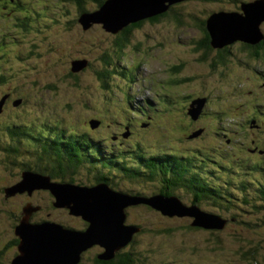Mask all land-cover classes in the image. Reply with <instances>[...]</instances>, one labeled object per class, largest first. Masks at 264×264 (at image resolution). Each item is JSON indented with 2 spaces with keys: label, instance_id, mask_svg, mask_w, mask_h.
<instances>
[{
  "label": "rangeland",
  "instance_id": "1",
  "mask_svg": "<svg viewBox=\"0 0 264 264\" xmlns=\"http://www.w3.org/2000/svg\"><path fill=\"white\" fill-rule=\"evenodd\" d=\"M23 1L30 7L25 14L20 13L19 9H13L7 14V10L3 8L5 4L0 3V39L7 37L6 45L0 51V75L7 77L4 83H0V99L5 94L11 98L0 114V248L6 246L8 240L13 237L15 226L21 223L24 216L22 209L28 203L40 207L33 211L30 218L32 223L45 220L65 222V228L78 231L87 230L89 225L81 215L71 214L70 209L54 207L52 204L55 197L49 189H35L36 191L33 190L30 195L25 191L7 196L6 188H11L23 180L20 163L36 160L34 151H30L28 155L18 156L14 160L16 164L12 162L10 165L7 164L6 159L9 156L3 146L15 142L8 134V125L22 124L31 127L34 125L40 129L62 124L68 131L86 130L95 137L106 139L107 143L114 147L126 149L129 144L126 141L128 138L121 139L123 142L119 143L120 137L113 140L111 135L115 132L120 134L126 132L124 126L130 123L128 118H131L130 130H133L131 142L141 143L144 151L154 153L174 150L187 155L200 153L209 160H216L217 166L220 167L222 160L218 156L220 153L232 151L234 157L243 159L248 155L245 148L250 146L248 144L251 140L264 146V132L257 131L246 123L247 115L252 114L257 106L264 112L263 59L248 57L246 52L241 50L244 42L237 41L228 46L233 55L229 57L227 65L217 64L213 67L209 62H201L196 51V43L201 41L204 32L200 27H196L194 21L195 18L198 19L199 24L201 19L207 18L208 22L214 12L221 10L242 12L243 1L255 3L257 0H185L175 6L182 10L177 13L181 18L179 23L166 17L159 22L144 20L141 27L133 28L131 41L123 48L122 56L116 58L118 63L116 68L111 70V75L106 77L107 81L100 78L99 72L107 60L106 53L114 46L112 43L119 39V32L117 34L107 31L102 24H95L89 29L83 28L78 21L80 13L75 7L77 5L74 0ZM120 1L118 0L116 4H120ZM87 5L89 8L98 6L92 3ZM32 9L38 14H34ZM26 17H29L30 28L19 24ZM250 24L248 22L246 28H250ZM227 25L228 22L224 26ZM260 28L263 33L264 22L260 24ZM15 56H20V59L16 60ZM183 60L186 61V68L176 73L181 78L184 76L190 79L187 82L185 80L178 82L175 81L171 65ZM80 61H87L89 65L75 70L74 62ZM166 92L175 93V106L171 109L168 104H164L165 109L160 107L159 112L162 115L152 114L151 125L142 127L139 125L142 117L126 111V108H130L129 103L138 105L146 98L162 102L166 99L164 96ZM186 93L208 97L206 112L198 120H193L188 114L189 102L183 98ZM19 98L22 99V104L15 106L14 100ZM221 112L224 113V117L217 118L216 113ZM91 119H99L102 124L91 128L89 123ZM262 120L264 121V115H260L259 121ZM198 128H204L203 133L196 138H189V135ZM228 128L232 133L226 130ZM224 132H227V135ZM228 138L232 143H226ZM233 145L238 149L234 150ZM208 147L215 148V151L211 152ZM195 149H198V152L194 151ZM263 158L264 154L257 155V159L264 163ZM232 163L233 168L228 174L218 170L215 172L212 179L215 185H221L223 189L236 188L238 190L236 195H240L239 200L244 192L253 198L257 195V187L260 191L263 190L256 183L264 180V170L255 171L248 163L241 165L236 161ZM85 170L77 174L83 182L90 178L88 175L94 177L92 172ZM117 179L123 182L118 185L113 181L115 185L110 184L113 188L132 194L139 192L146 197L155 195L160 183L141 180L131 183L120 177ZM50 180L62 183L57 181L58 179ZM241 181H247L245 186L239 185ZM36 183L40 184L37 181ZM179 197L187 204H191L193 198L192 194L187 192ZM166 206L177 207L168 203ZM201 207L214 211L212 206H208V209L206 205ZM51 208L53 210H50ZM250 213L252 212L248 215H253ZM125 214L124 225L129 224L130 229H135L138 235L129 245L128 242L123 245L122 247H125L123 249L130 248L140 252L153 250L150 257L158 256L160 251L158 246L165 241H174L177 246H181L182 242L188 244L197 242V246L201 247L202 243L199 244L197 238L212 236L218 232L217 227L205 226L195 230L181 229V226H189L192 218L165 217L160 210L153 209L146 203L127 206ZM257 218L264 219V211H261ZM166 224L170 226L165 227L172 230L171 235H164L167 240L164 237L155 238V231L147 234L149 225L160 227ZM231 228L232 224L224 231V238L229 237L231 232H237L238 228ZM45 231L48 232L46 229ZM122 232L121 228L116 231L118 236ZM67 235L68 242L72 244L74 250L82 239L79 235L69 233ZM91 238L102 241L96 234ZM256 241L264 243V236ZM256 241L246 243H249L248 247L256 245L254 248L257 249L259 246ZM234 245L238 249L240 242ZM236 248H232L234 254L226 257H234L235 252H239L235 250ZM102 250L105 251L104 247L97 243L85 254L93 259V255ZM168 254L173 256V251L159 257ZM223 254L209 253L214 258L210 256L207 260L218 264H230ZM13 255L12 250L10 256ZM66 257L73 261L74 255L69 254ZM235 257L239 259L241 255L237 254ZM258 264H264V258H260Z\"/></svg>",
  "mask_w": 264,
  "mask_h": 264
},
{
  "label": "trees",
  "instance_id": "2",
  "mask_svg": "<svg viewBox=\"0 0 264 264\" xmlns=\"http://www.w3.org/2000/svg\"><path fill=\"white\" fill-rule=\"evenodd\" d=\"M88 1H90L89 3L98 6H92L89 8L87 5L89 4L87 3ZM183 1L185 0L171 5L168 10L161 14L148 17L123 28L119 32V39H115L112 43L114 46L110 49L111 51L109 50L108 53H106L107 60L99 72L100 78L107 81L106 77L111 75L110 72L114 67L116 68V63H118L116 62V58L122 56L123 48L131 41L133 28L141 27L144 24V20L159 22L165 17L170 21L181 22V18L177 13L182 10L175 6ZM104 2L105 0H74V3L77 5L75 7H77L76 9L80 14L91 12L94 10V7H100ZM244 2L247 1H243L242 3ZM0 3L6 5H4L3 8L6 9L7 12H11L13 9H19L20 13L25 14V12H27L26 10L30 9L23 0L22 2H20V0H0ZM31 11H34V14H36L34 9ZM28 19L29 17H26L23 22H19L20 25L22 27L25 26V28H30ZM194 21L196 22V27H200L204 32L201 41L196 43V51L199 53V60L205 63L209 62L213 67L217 64L222 66L227 65L230 61L229 57L233 55L231 48L228 47L230 45L222 48H215L212 45V37L207 27V18L201 19L199 24L198 19L195 18ZM241 42H244L241 50L246 52L248 57L263 59L262 61L264 62V39L257 44H251L245 41ZM103 60L105 59L103 58ZM185 62L186 61L183 60L180 63H174L171 65L175 81L180 82L185 80V82H187L190 79L189 77L184 76L181 78V76L176 73H179L182 68H186ZM126 77H128V75H126ZM132 78L133 77L131 76V79ZM6 80L7 77L5 75H0V83H4ZM164 96L166 99L162 102L157 101V99H148L144 105H149V107L144 113H142L143 111L141 110V108H143L142 106L137 107L131 103H129L130 108L126 111L130 113V109H135L134 111H137L140 116L141 114L146 115L145 113L148 112L151 114H161L159 112L160 107L165 109L164 104H168L169 109H171L175 106L176 101L175 93L166 92ZM197 96L199 95L193 96L191 93H186L183 98H185L186 102H190ZM205 112L206 111H204V113ZM263 113V109L257 106L252 114L247 115L246 123H248L251 128L264 132V121H259L260 115H264ZM216 116L217 118L222 119L224 113H216ZM254 120L257 122L254 123ZM152 123L153 117H151L149 125ZM8 127V134H10L15 141L11 142V145L5 147L9 156L6 159L8 165H10L11 162L16 164L14 160L17 159L18 156L28 155L30 151H34L36 154V160H34V162L23 161L20 163L22 173L26 171H35L44 175H49L52 179H58L57 181L71 184H96L102 181L115 185L113 183L114 181L120 185L123 181L119 182L117 177H120L121 179L123 178V180L130 181L131 183L140 180L147 182L159 181L160 183L158 184L156 193L161 195L165 194L166 196H180L181 194H184V192H187L188 194H192L193 198L191 204L212 206L215 212H219L223 216L232 210V216L239 220H243L245 214H247L244 211L248 213L252 212L250 214L253 215H248V221L239 223L243 225V227L240 225V227L236 229L237 232H231L229 237L224 238L223 233L226 229H222L221 231L217 230L218 232L213 233L212 236L209 235L207 237L197 238L196 240L199 244L202 243V246L205 247V251L209 253L232 250V248H236L234 244L240 242V247L235 250L241 252L243 256L237 260L241 262L245 261L248 264H258L260 258H264V243L256 241L259 237L264 236L262 233L264 232V219L257 218L258 214L264 210V180L256 183L258 186H261V189H263L262 191L257 187V195L253 198L250 197L248 193L244 192L241 194V200L238 198L240 195H236L238 191L236 188L231 189L230 187H227L226 189H223L220 186L215 185L212 180L214 179L217 170L219 172L224 171V173L228 174L233 168L232 161L240 162V165L248 163L252 165L255 171H263L264 163L257 159V155L264 154V146L257 142L254 143L255 140H251L250 144H248L250 146L245 148L248 151V155L243 159L241 157H234L235 155L232 151L220 153L221 155H218L222 159L220 167L219 165L217 166L216 160H209L207 156L200 153L187 155L180 154L174 150H162L154 153L146 152L142 148L141 143L131 142L133 135L126 140L129 144L127 148L124 149L123 147H114L107 143L106 139L95 137L86 130L83 132H78L77 130L68 131L62 124L43 127L37 130L33 129L32 131L19 124L8 125ZM226 130L232 133L231 129L228 128ZM224 134L227 135V132H224ZM113 135H117V133H113L111 139H113ZM121 139L119 140V143L123 142ZM226 143H232V140H226ZM232 147L234 150L238 149L234 145ZM208 148L211 152L215 151V148L213 147ZM194 151L198 152V149H195ZM84 169H86L85 171L88 170V172L95 174L94 177L88 175L90 178L87 179V182L81 181L80 176L77 175ZM204 169L207 171H204ZM245 183H247V181H241L239 185L245 186ZM259 191L261 194H259ZM142 204L143 203L139 205ZM50 210H53V208ZM19 217L20 216L17 218L18 220ZM61 223L65 224V222ZM165 226L170 225H160V227L164 228L149 225L147 234L155 231V238L158 239H161L164 235H171L172 230ZM140 227L141 230H143V227ZM181 229L195 230L202 229V227L192 226L190 223L189 226H181ZM164 238L167 240L166 237ZM14 239L15 237L10 241H13L11 243L17 245L18 241H15ZM249 241H256L259 247L257 249L254 248L256 245L248 247L249 243L246 242ZM158 247L160 248L159 252L165 251L167 247H173V258L175 260H184L183 264H203L205 262L203 259L189 258V253H192L196 257L205 256L202 255L203 250L201 247L195 244L182 242L181 246H177L174 241H165ZM132 252H134L133 249L124 252H117L115 257L109 260L100 258L99 252H96L93 255L94 259L88 258L85 254L76 264H135L136 262L133 261L134 256ZM144 257V255L142 256V254H139L136 259L139 263L144 264ZM5 260L8 259L3 256V251L0 249V264H9ZM146 262H148V260ZM210 264L214 263L210 262Z\"/></svg>",
  "mask_w": 264,
  "mask_h": 264
},
{
  "label": "water",
  "instance_id": "3",
  "mask_svg": "<svg viewBox=\"0 0 264 264\" xmlns=\"http://www.w3.org/2000/svg\"><path fill=\"white\" fill-rule=\"evenodd\" d=\"M110 1L106 0L94 12L83 13L80 18L83 28L88 29L93 24L99 23L107 31L118 33L129 24L161 14L171 5L182 0H121L120 4H116L118 0ZM229 18L231 19L229 20ZM227 22L228 25L224 26ZM248 22L251 23L250 28H246ZM263 22L264 0H257L255 3H242V12H215L211 15L207 27L212 37V45L215 48H222L236 41H245L251 44L260 43L264 39L260 28V24ZM244 25L245 27H243ZM238 28H240L239 32ZM86 65L87 61H80L74 62L73 67L77 70ZM206 102V97H199L192 101L189 114L193 119L197 120L200 117ZM2 104L3 102L0 103V108ZM91 124L94 127L99 124V121H92ZM202 132V129L196 131L190 137L198 136ZM125 135L127 136V134ZM35 180L40 184L37 185ZM35 189H49L55 197L54 205L57 208L70 209V213L73 215H81L89 223L88 229L85 231L72 230L52 221L32 223L30 218L37 208L27 205L23 208L24 216L21 223L16 226V234L20 237L19 250L21 254L17 256L14 264H76L80 259L81 252L97 243L106 248V253L101 257L111 258L118 247L125 245L130 240L134 230L130 229V226L124 225L125 208L138 203H146L168 216L190 214L189 216L194 217L193 226L224 227V220L220 216L206 212L197 205L186 206L176 195L149 197L130 195L117 191L106 183L93 186L56 183L51 182L47 175L25 172L23 180L11 188H7L6 191L7 195L25 191L31 194ZM166 203L180 207V209L168 207ZM120 228L123 229V232L118 236L116 231ZM65 232L79 235L82 239L74 250H72V244H69V237H66L68 235ZM94 234L102 241L91 240L94 239L91 238ZM69 254L74 255L73 261L66 257Z\"/></svg>",
  "mask_w": 264,
  "mask_h": 264
},
{
  "label": "flooded vegetation",
  "instance_id": "4",
  "mask_svg": "<svg viewBox=\"0 0 264 264\" xmlns=\"http://www.w3.org/2000/svg\"><path fill=\"white\" fill-rule=\"evenodd\" d=\"M13 237L12 238H14L15 237V241H18V243H17V245H14L13 243H11V242H13V241H10L12 238H10L8 241V243L6 244V246L4 245V247H2V248H0V249H2V251H3V256H5L8 260H5L7 263H9V264H12L13 263V260H14V257L15 256H17V254H18V245H19V239H18V236L15 234V228H14V230H13ZM95 246V245H94ZM93 246V247H94ZM14 251V255L13 256H10V253H11V251ZM103 251V250H102ZM102 251H100L99 253L101 254V252ZM125 250H122V251H119V252H124ZM86 252V251H85ZM85 252L83 253V255L85 254ZM5 253V254H4ZM100 254H99V257H100ZM82 258H83V256H82ZM94 259V258H93ZM134 261V260H133Z\"/></svg>",
  "mask_w": 264,
  "mask_h": 264
},
{
  "label": "bare ground",
  "instance_id": "5",
  "mask_svg": "<svg viewBox=\"0 0 264 264\" xmlns=\"http://www.w3.org/2000/svg\"><path fill=\"white\" fill-rule=\"evenodd\" d=\"M146 5H147V3H146ZM239 30H240V28H238V32H239ZM260 74H262V73H260Z\"/></svg>",
  "mask_w": 264,
  "mask_h": 264
}]
</instances>
